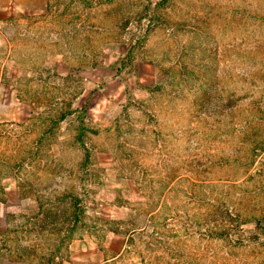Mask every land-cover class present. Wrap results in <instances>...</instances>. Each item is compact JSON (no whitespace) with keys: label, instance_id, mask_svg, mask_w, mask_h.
Segmentation results:
<instances>
[{"label":"rangeland","instance_id":"374dc122","mask_svg":"<svg viewBox=\"0 0 264 264\" xmlns=\"http://www.w3.org/2000/svg\"><path fill=\"white\" fill-rule=\"evenodd\" d=\"M264 264V0H0V264Z\"/></svg>","mask_w":264,"mask_h":264},{"label":"crops","instance_id":"0c3cea01","mask_svg":"<svg viewBox=\"0 0 264 264\" xmlns=\"http://www.w3.org/2000/svg\"><path fill=\"white\" fill-rule=\"evenodd\" d=\"M47 3H49V0H45ZM3 264H24V263H22V262H18V261H16V260H14V259H9V258H7V260L5 261L4 260V262H3Z\"/></svg>","mask_w":264,"mask_h":264}]
</instances>
